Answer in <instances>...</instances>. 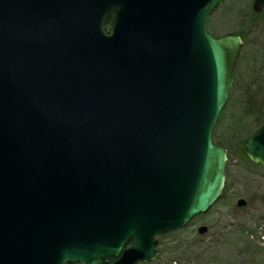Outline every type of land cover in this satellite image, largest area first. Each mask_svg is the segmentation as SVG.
Instances as JSON below:
<instances>
[{"label":"water","instance_id":"water-1","mask_svg":"<svg viewBox=\"0 0 264 264\" xmlns=\"http://www.w3.org/2000/svg\"><path fill=\"white\" fill-rule=\"evenodd\" d=\"M220 1L0 0V264L149 262L221 197L243 40L208 32Z\"/></svg>","mask_w":264,"mask_h":264},{"label":"rangeland","instance_id":"rangeland-1","mask_svg":"<svg viewBox=\"0 0 264 264\" xmlns=\"http://www.w3.org/2000/svg\"><path fill=\"white\" fill-rule=\"evenodd\" d=\"M253 1L224 0L208 17L214 36L244 41L214 137L228 153L223 195L187 227L158 235L156 259L141 264H264V166L241 149L264 121V10L256 13ZM203 226L209 230L201 234Z\"/></svg>","mask_w":264,"mask_h":264},{"label":"trees","instance_id":"trees-1","mask_svg":"<svg viewBox=\"0 0 264 264\" xmlns=\"http://www.w3.org/2000/svg\"><path fill=\"white\" fill-rule=\"evenodd\" d=\"M250 105H254V104L251 103ZM263 122H264V121H263ZM263 122H262V123H263ZM241 149L244 150V152H245V141H242Z\"/></svg>","mask_w":264,"mask_h":264},{"label":"flooded vegetation","instance_id":"flooded-vegetation-1","mask_svg":"<svg viewBox=\"0 0 264 264\" xmlns=\"http://www.w3.org/2000/svg\"><path fill=\"white\" fill-rule=\"evenodd\" d=\"M111 15H113V16H114V13H111ZM69 264H74V263H69ZM75 264H78V263H75Z\"/></svg>","mask_w":264,"mask_h":264}]
</instances>
